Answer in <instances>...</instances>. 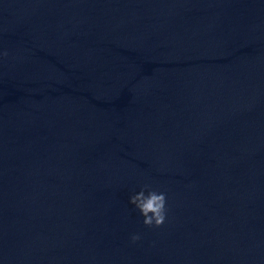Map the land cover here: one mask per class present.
<instances>
[{"label":"clouds","instance_id":"1","mask_svg":"<svg viewBox=\"0 0 264 264\" xmlns=\"http://www.w3.org/2000/svg\"><path fill=\"white\" fill-rule=\"evenodd\" d=\"M2 55L7 56L8 53L4 52ZM129 203L141 214L146 228L158 229L165 225L170 210L166 191H158L150 184H144L138 193L130 196ZM142 240L143 235L139 232L129 236L131 244H138Z\"/></svg>","mask_w":264,"mask_h":264}]
</instances>
